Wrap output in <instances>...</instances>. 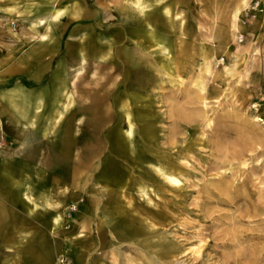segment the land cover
<instances>
[{"label":"rangeland","instance_id":"obj_1","mask_svg":"<svg viewBox=\"0 0 264 264\" xmlns=\"http://www.w3.org/2000/svg\"><path fill=\"white\" fill-rule=\"evenodd\" d=\"M145 1L118 38V8L136 0H0V175L24 141L41 147L44 168L32 174V232L20 250L0 247L1 262L264 264V57L245 29L264 0H250L234 36L226 9L235 0ZM58 8V31L39 38ZM80 49L77 93L54 122L60 76L70 79ZM202 50L215 55L211 73ZM14 88L29 100L8 102ZM65 139L78 150L73 164L59 154ZM43 192L59 208L41 209Z\"/></svg>","mask_w":264,"mask_h":264},{"label":"crops","instance_id":"obj_2","mask_svg":"<svg viewBox=\"0 0 264 264\" xmlns=\"http://www.w3.org/2000/svg\"><path fill=\"white\" fill-rule=\"evenodd\" d=\"M241 1L242 0H235L234 3L231 4L226 9V22L228 23L227 26H228L229 34L232 36H234L239 30H242L245 27L241 20L240 14H243L244 12L242 11H244V9L250 5V0H245L246 5L241 7L239 10L240 27L243 26V28L239 30H233L229 22L230 10L240 5L242 3ZM145 3H146L145 0L144 1L136 0L135 3L130 2V4L129 3L120 4L118 8V11H120L119 18L117 19L118 25L113 28L118 38H125L126 28L131 27L137 21L136 20L137 14H135V12L141 13L143 11V8L145 7ZM261 10L262 9H259L258 11H261ZM219 12H220L219 6L217 3H215L213 11L210 14V17L213 23L212 26L213 25L216 26L217 17L219 15ZM58 23L55 26H57ZM248 23L249 24L245 28L246 38H251L253 42L252 44V50L254 52L253 55L255 56L256 53L259 52V55L261 57H264V11L260 13L259 16L249 20ZM56 31H58L57 28L55 29V32ZM102 38H110V37L102 36ZM208 38H212V37L208 36ZM214 46H215L214 51L216 52L218 45L215 44ZM79 52H80V57L78 61V66L74 68V71L71 74L70 79L65 80L66 78H64L63 75L62 77L60 76V83H61L60 86L61 85L63 86L61 104L57 108V109H61V112H62L60 118H62L63 112L68 109V107L72 103V100L74 99V96L76 95L77 91L75 88V83H76L78 76L84 70L83 68H84V63L86 62L85 61L86 59H85V56L82 55L83 52L81 49ZM106 54H107L106 52H100L99 58L105 57ZM66 92H70L72 93V95L67 97ZM57 109L55 110L56 114H57ZM18 113L20 112L18 111ZM56 114H55L54 122H57L60 119V118L56 119ZM70 122L71 121L69 120V125L66 128L67 130H69L71 127ZM80 122H81V119L79 117L75 119L73 131L74 130L76 131V125L78 124L79 126ZM27 123H31V121L28 120V122L26 123L20 122V127H23V125ZM68 140L65 139V142L62 143V148L61 150H59L60 152L59 154L64 155L67 161H68V158L71 159V164H73L74 155L78 153V150L75 146H69ZM23 145L24 146L22 148V152L21 153L19 152V155L21 156H18L17 158L16 157L9 158L7 160V174H5V176L0 175V184H2L3 187H5V184H7L6 191L8 192L7 193L5 190H3L4 188L0 189V247L3 246L5 250H8V251L20 250L19 247L21 245L20 244L21 238L26 239L28 235H30L32 232V214H31L32 204H33L32 196L35 197L38 195L36 193L37 189L33 188L32 174H33V169L38 170L40 172L44 169L43 166L39 163V155L41 154V150H42L41 147H35L33 150L31 145L27 141H24ZM87 153L90 154V151H88ZM50 154H51L50 155L51 158L49 159V164L47 166L50 169L56 170V166L54 165L56 158L52 157V155L55 153L50 152ZM25 196H28L29 198H26ZM49 196L51 197L52 202L55 203L59 201L57 199H54V196L51 193H49L48 195V193L46 194L43 192V193H40L38 197L40 200L39 202H45L46 198ZM48 207L50 206L45 205V208H41V209L49 210ZM82 210L84 211L85 216H87L88 218H91V196H88L86 198L85 203L82 205ZM25 243H26V240L23 242V244L25 245ZM14 261L7 260V262H9L10 264H18L17 262H14ZM30 261L31 260H29V262ZM7 262L5 261L1 262L0 260V264H9ZM27 262H24L23 264H28Z\"/></svg>","mask_w":264,"mask_h":264},{"label":"bare ground","instance_id":"obj_3","mask_svg":"<svg viewBox=\"0 0 264 264\" xmlns=\"http://www.w3.org/2000/svg\"><path fill=\"white\" fill-rule=\"evenodd\" d=\"M142 1V0H141ZM144 1V0H143ZM242 3L240 4V5H238V6H236V7H234L233 9H231L230 10V12H229V22H230V25L232 26V28H233V30H238L239 29V27H240V16H239V10H240V8L241 7H243V6H245L246 5V3H245V0H242L241 1ZM135 3V2H134ZM141 5H142V3H141ZM74 9V13H76V10H78L77 8H73ZM63 10V8H58V9H55L54 10V12L53 13H51V15H50V18H51V21H52V23H53V25L52 26H50V24H49V28H51L50 30H46V31H44V32H41L40 34H39V38H47L48 36H50V35H53V33H54V27H55V25L60 21V19H61V17L63 16V13H64V11H62ZM70 12H71V10H70ZM73 12H71L70 13V15L72 14ZM78 13V12H77ZM214 14H216V13H214ZM241 15V14H240ZM49 18V19H50ZM40 23H43V21L42 20H40L39 21ZM213 24V23H212ZM54 26V27H53ZM214 26V25H213ZM57 27V26H56ZM56 27H55V29H56ZM235 51V50H234ZM83 55V54H82ZM215 55L213 54V53H208V52H206L205 50H202L201 51V68H202V70H203V72H213V63H212V59H213V57H214ZM229 56H231V57H233V58H235L236 57V54H235V52H233V51H231V53H230V55ZM171 57V56H170ZM81 60V59H80ZM83 60V59H82ZM230 61V60H229ZM232 61V60H231ZM244 66H245V64H244ZM153 67V66H152ZM221 69H223V71H228V66L227 65H223L222 67H221ZM79 73V72H78ZM81 73V72H80ZM77 76V75H76ZM76 79V78H75ZM74 83V82H73ZM72 85V84H71ZM203 87V85L201 84V82H200V85H199V88H202ZM72 95V93H70V92H66V96L67 97H69V96H71ZM73 97V96H72ZM18 99V98H20V100H22V101H28L29 99H28V97L27 96H25L22 92H20V90H18L17 88L15 89H12L11 91H9L8 93H7V95H6V100L7 101H9V102H12L13 100H15V99ZM73 101V100H72ZM26 110L27 109H24V108H21L20 107V114H22L23 116H25L26 115ZM61 109H57V114H56V119H59L60 118V116H61ZM25 127H27V124H24L23 125V127H22V129L23 128H25ZM79 126H78V124L76 125V131L78 132L79 131ZM23 131V130H22ZM155 169H157V168H155ZM157 171L161 174V175H164V176H166L168 179H174L173 177H172V175H170V174H166V173H164V172H162V170H160V169H157ZM166 178V179H167ZM24 195V194H23ZM51 196V195H50ZM47 197L46 198V201H45V204L46 205H49V206H51V205H54L53 207H58V204H57V202L56 203H54V202H52V199H51V197ZM26 198H29L28 196H25ZM148 199H149V196H148ZM52 207V206H51ZM52 207V208H53ZM59 208V207H58ZM60 219H61V212H55L53 215H52V217H51V222H50V231L51 232H53L54 230H55V228L60 224ZM10 264V263H9Z\"/></svg>","mask_w":264,"mask_h":264},{"label":"built area","instance_id":"obj_4","mask_svg":"<svg viewBox=\"0 0 264 264\" xmlns=\"http://www.w3.org/2000/svg\"><path fill=\"white\" fill-rule=\"evenodd\" d=\"M257 5H258V1H255L250 7L251 9L254 10L257 7ZM239 38H242V35H239ZM220 60H223V57H221Z\"/></svg>","mask_w":264,"mask_h":264}]
</instances>
